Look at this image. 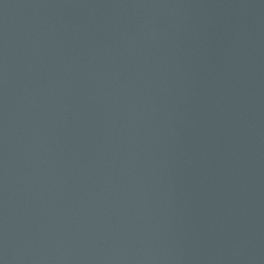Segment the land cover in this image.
I'll return each instance as SVG.
<instances>
[{"label":"water","instance_id":"1","mask_svg":"<svg viewBox=\"0 0 264 264\" xmlns=\"http://www.w3.org/2000/svg\"><path fill=\"white\" fill-rule=\"evenodd\" d=\"M213 175L199 264H264V0H217Z\"/></svg>","mask_w":264,"mask_h":264}]
</instances>
